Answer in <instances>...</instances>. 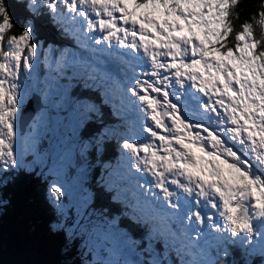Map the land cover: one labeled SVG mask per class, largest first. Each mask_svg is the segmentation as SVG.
<instances>
[{"label":"snow or ice","instance_id":"6c2138e0","mask_svg":"<svg viewBox=\"0 0 264 264\" xmlns=\"http://www.w3.org/2000/svg\"><path fill=\"white\" fill-rule=\"evenodd\" d=\"M21 2L29 15L19 25L0 0V180L23 170L21 153L32 152L45 120L46 109L29 137L20 135L22 81L39 61L46 103L55 91L53 107L102 119L97 102L70 100L61 83L79 79L118 121L105 134L123 129L102 187L115 193L113 200L123 197L148 229L147 258L95 264H256L248 257L257 255L264 264V0L238 29L241 0ZM37 16L79 51L45 48L35 38ZM48 192L63 209L64 186L53 182ZM79 217L52 228L65 235L71 228L72 236L83 230L90 242L112 244L100 245L109 257L137 243L117 237L116 218L93 222L87 207ZM152 242H163L164 258ZM169 248L176 260H167Z\"/></svg>","mask_w":264,"mask_h":264},{"label":"trees","instance_id":"16d2710c","mask_svg":"<svg viewBox=\"0 0 264 264\" xmlns=\"http://www.w3.org/2000/svg\"><path fill=\"white\" fill-rule=\"evenodd\" d=\"M261 3L262 0H241L235 9V12H239V19L235 20L237 29L258 10ZM7 4L14 20L22 25L29 15L24 3L21 0H7ZM34 25L35 37L44 44L76 49L74 42L69 41L46 16L35 17ZM72 92L84 98L91 97L105 113L102 119L97 116L87 118L79 130L82 139L91 141L84 156L90 167L86 183L90 192L89 208L109 219L116 218V226L123 227L137 243L143 240L150 243L148 229L136 222L127 204H123V197L113 200L115 193L102 187L107 171H110L102 163L115 164L119 156V132L123 129H119L115 135H106L105 129L118 124L115 118L107 115L109 106L99 105L96 93L86 88L82 81ZM56 221L55 210L46 195L45 182L24 169L13 172L0 184V264H86L76 255V242L68 243L63 232L53 230ZM152 243L161 249V243ZM236 257L240 258L239 253ZM176 259L174 252L173 260ZM248 259L260 264L258 255Z\"/></svg>","mask_w":264,"mask_h":264},{"label":"rangeland","instance_id":"374dc122","mask_svg":"<svg viewBox=\"0 0 264 264\" xmlns=\"http://www.w3.org/2000/svg\"><path fill=\"white\" fill-rule=\"evenodd\" d=\"M36 40L43 44L45 48L47 45H49L44 44L37 38ZM68 40L72 41L70 37H68ZM54 46L57 48H63L59 45ZM74 50L79 51V49ZM44 81L45 70L42 62L39 61L37 63V68L33 72L31 78L22 81L24 96L21 104L19 105V110L20 106L25 103L28 98L34 95L39 97L41 107L35 112L28 124L24 127L22 133L19 130L21 129V126H19L18 131L20 135L27 139L29 137L34 118H36L37 115L42 112V110H47L44 122L40 125L32 137V139L35 141V147L32 149V152L30 153L25 151L21 153L22 167L24 170L32 172L33 175L39 177V179L45 182L46 195L48 196L49 201L52 203L57 216V221L55 224H57V222L64 223L65 221L71 223L73 219H79V212L85 207H87L91 220L95 222L96 220L105 216L94 212L88 206L90 192L86 183L88 181L90 167L86 163L84 156L87 149L90 147L91 141L88 139H82L79 135V130L87 119H80L76 116L70 117L69 111H71V109L67 107L63 109H57L53 107L51 101L56 98L55 91H52L50 100L46 103L42 98V94L46 89V84ZM61 83L66 85L70 100L84 98L72 92L73 88L79 86V79L72 81H61ZM75 158L80 161L79 165H75V163H77ZM106 164L108 163H102L103 166ZM11 174L3 177V179L0 180V184L5 182ZM53 182L63 185L65 188L66 196L63 200V209H57L52 198H50L48 188ZM121 199L123 200V198ZM123 204L126 205L127 202L123 200ZM84 223H88L87 219H85ZM116 227L118 229V238L126 235L131 237L133 240L131 234L125 231L123 227ZM67 232L69 235H65L63 233L66 241L68 243L73 241L76 242V244H74L76 247V255L79 257L80 261H84L86 264H90V262L91 264H95L96 261L109 258L128 259L135 261H142L147 258L143 250L149 244L148 240H143L142 243H136L127 248L123 247V245H120V256L109 257L108 253L104 252L100 245H103L104 247H112V244L103 240H97L95 237H93L92 241L90 242L88 235L83 230L78 231L75 236L71 235V228H68ZM153 248L155 252L160 254L161 258H164L165 251L163 242H161V249H158L154 244ZM97 253H99V255ZM173 253V251L168 250V261H173Z\"/></svg>","mask_w":264,"mask_h":264},{"label":"water","instance_id":"95a60500","mask_svg":"<svg viewBox=\"0 0 264 264\" xmlns=\"http://www.w3.org/2000/svg\"><path fill=\"white\" fill-rule=\"evenodd\" d=\"M40 107H41V104H40L39 97L35 96V95L28 98L25 101V103H23L20 106V110L18 113V115H19L18 128H19V126H21V129H19L21 133L23 132L24 127L28 124L30 119L35 114V112L40 109ZM79 164H80V161L77 160V163H75V165H79Z\"/></svg>","mask_w":264,"mask_h":264}]
</instances>
